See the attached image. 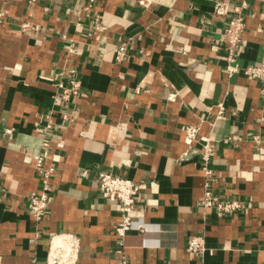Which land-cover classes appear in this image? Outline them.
<instances>
[{
	"label": "crops",
	"instance_id": "1",
	"mask_svg": "<svg viewBox=\"0 0 264 264\" xmlns=\"http://www.w3.org/2000/svg\"><path fill=\"white\" fill-rule=\"evenodd\" d=\"M217 1L0 0V264H47L65 235L79 240L77 264H264V83L227 73ZM226 1L247 4L239 66L259 64L264 0ZM73 68L80 95L63 104L56 78ZM50 115L57 171L37 222L28 204L42 182L28 159ZM188 125L200 127L193 144ZM99 171L141 184L123 244ZM207 191L244 207L220 216L201 205ZM198 235L207 250L189 252Z\"/></svg>",
	"mask_w": 264,
	"mask_h": 264
},
{
	"label": "built area",
	"instance_id": "2",
	"mask_svg": "<svg viewBox=\"0 0 264 264\" xmlns=\"http://www.w3.org/2000/svg\"><path fill=\"white\" fill-rule=\"evenodd\" d=\"M93 1L94 0H91V2ZM246 6V3L241 6H234L230 1L226 0H218L214 5V13L228 20L222 33L227 61L226 71L230 76H233L243 70L246 77L264 83V57L259 64L248 66L244 69H242L238 63V49L243 42L246 28L242 10ZM3 15L4 13L0 12V20H2ZM30 27L31 26L27 23L22 25L23 30H29ZM63 76L66 78L64 79ZM56 79L58 80L55 84L59 89L57 100L63 104L76 101L80 95L81 87L77 77V70L73 68L64 71L60 73ZM58 112L62 113L63 123L66 125L69 121V114L61 111ZM222 114L223 110L221 109L219 117ZM46 119V124L43 126L42 151L39 154L30 156L28 159L29 162H34L36 172L42 182L41 191L39 194L32 196L28 204L30 214L37 222H40L46 216L52 203L51 178L57 171V166L55 164L47 165L52 143L56 136V124L54 120H52L51 115ZM199 132L200 127L198 125L186 126L185 138L187 142L190 144L196 142ZM6 133L11 134L12 130L7 129ZM214 153V145L207 140L204 155L206 164ZM205 170L207 175L212 174V171L207 166H205ZM97 182L100 195L104 199L118 203L120 206L121 219L116 227V234L119 238V242L123 244L127 233L134 229L132 213L139 202L141 184L127 176L115 174L111 171H99L97 174ZM201 205L204 208H215L220 216L240 213L244 207L240 200H231L227 198L215 200L210 191H207ZM79 247V240L75 236L65 235L56 240L54 238L47 264H77ZM187 250L196 254L204 253L207 250L205 237L199 235L191 236L188 241Z\"/></svg>",
	"mask_w": 264,
	"mask_h": 264
}]
</instances>
